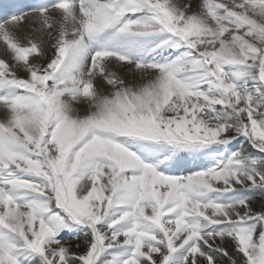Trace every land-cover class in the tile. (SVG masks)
Segmentation results:
<instances>
[{"label": "snow or ice", "instance_id": "1", "mask_svg": "<svg viewBox=\"0 0 264 264\" xmlns=\"http://www.w3.org/2000/svg\"><path fill=\"white\" fill-rule=\"evenodd\" d=\"M0 264H264V0L0 3Z\"/></svg>", "mask_w": 264, "mask_h": 264}, {"label": "bare ground", "instance_id": "2", "mask_svg": "<svg viewBox=\"0 0 264 264\" xmlns=\"http://www.w3.org/2000/svg\"><path fill=\"white\" fill-rule=\"evenodd\" d=\"M8 0H0V3H7ZM197 2V0H194V4Z\"/></svg>", "mask_w": 264, "mask_h": 264}]
</instances>
